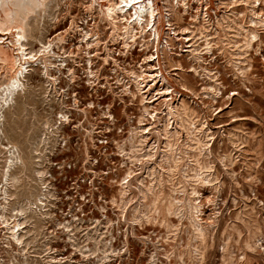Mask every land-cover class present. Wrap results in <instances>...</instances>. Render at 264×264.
<instances>
[{
	"label": "rangeland",
	"instance_id": "rangeland-1",
	"mask_svg": "<svg viewBox=\"0 0 264 264\" xmlns=\"http://www.w3.org/2000/svg\"><path fill=\"white\" fill-rule=\"evenodd\" d=\"M95 1L36 7L21 38L24 59L16 28L0 31L25 66L0 99V264H264V25L250 46L244 41L250 10L264 19V0H187L179 20L175 0H152L158 38L128 49L103 19L106 1ZM144 68L163 77L141 89L146 111L129 73ZM4 77L0 69V92ZM164 99L177 113L166 114ZM140 127L149 131L142 146L133 137L131 151L130 131ZM191 196L206 239L186 213Z\"/></svg>",
	"mask_w": 264,
	"mask_h": 264
},
{
	"label": "bare ground",
	"instance_id": "bare-ground-1",
	"mask_svg": "<svg viewBox=\"0 0 264 264\" xmlns=\"http://www.w3.org/2000/svg\"><path fill=\"white\" fill-rule=\"evenodd\" d=\"M45 0H0V31H3V30H7V29H10V28H12V27H15L16 28V36H17V38H16V41H17V43H18V45H19V47H18V49L20 50V54H21V56L23 57V59L26 57V54H27V52L25 51V49L23 48V44H22V42H21V38L24 36V26L26 25V19H28L27 17L29 16V14L31 13V12H33L34 10H37V9H35L36 7H39L43 2H44ZM47 1V0H46ZM46 1H45V3H46ZM94 2H96L95 0H93ZM106 1V3H105V6H104V9L103 10H101V13H102V16H103V19L105 18L107 21H108V24L110 25V27H111V33L110 34H112V37H113V39H116L117 37H120L121 38V43H122V46H124V48L125 49H128L129 48V46L130 45H132V44H134L135 42H136V38H140L142 41H143V43H142V45H144L145 46V48H147L148 47V43H150L149 41H153L154 42V40H156L157 38H158V31H157V25H156V18H155V7H154V5H153V1L152 0H105ZM45 3H43V4H45ZM92 5H93V3H92ZM179 5H182V7H183V11H187V9H188V4H187V0H175V4H173L172 2H170V7H171V10L173 11V13L175 14V15H177L176 16V18L179 20L180 19V14H179ZM87 6L89 7V8H91V1L87 4ZM165 6V5H164ZM168 6H169V4H168ZM42 7V6H41ZM89 8H87L88 10L87 11H89V10H91V9H89ZM40 9H42V8H40ZM168 13V12H167ZM250 13L251 14H253V16L254 15H256V17H251L250 18V24L252 23V25H250V27H248V31H247V33L250 35V37L249 38H247L248 40L246 41L245 40V38H244V41L247 43V44H249V46H250V41H251V38H255V37H257V35H258V33H257V29H256V27H258V25H261V24H263L264 25V19H262V18H259L258 16H257V12L255 11V9H253V10H250ZM172 14V13H171ZM258 14H260V13H258ZM31 16V15H30ZM29 16V17H30ZM173 16V15H172ZM171 16V17H172ZM261 16V15H260ZM100 17V16H99ZM262 17V16H261ZM194 18H195V16H194ZM167 23H168V25L169 26H171V24L169 23V20L167 19ZM28 24V23H27ZM241 24V23H240ZM258 24V25H257ZM257 25V26H256ZM262 25V26H263ZM27 26V25H26ZM260 27V26H259ZM30 29V28H29ZM27 30V29H26ZM176 29L174 28V27H172V31L174 32ZM181 30H188L187 29V27H183ZM245 30H247V28L245 29ZM191 31V30H190ZM27 32V31H26ZM246 32V31H245ZM93 33V32H92ZM247 34V35H248ZM84 35H86V33H84ZM84 35H82V36H84ZM95 35V34H94ZM188 35V34H187ZM187 35H185V37H187ZM247 35H246V37H247ZM91 36V35H90ZM167 36V35H166ZM206 36V35H205ZM245 36V35H244ZM0 37H2V36H0ZM26 37V36H25ZM95 37V36H94ZM57 39H59V37L57 38ZM60 39H62V37H60ZM82 39V38H81ZM59 41V40H58ZM61 41V40H60ZM255 41H256V39H255ZM252 42V41H251ZM258 42V41H257ZM245 43V46H248L247 44ZM85 44L87 45L88 44V41H85ZM95 44V43H94ZM205 44H206V46H205V49L206 50H209L210 49V46H209V41L208 40H206L205 41ZM49 45V44H48ZM258 45V44H257ZM15 46V45H14ZM79 46V45H78ZM105 46V45H104ZM11 48V47H10ZM8 46H6V45H4L2 42H0V69H3V75H5V82H4V84H5V87H3L2 89H1V92H0V94L4 91L5 93H4V95H1V97H0V99L2 98V100L3 101H6V98H8V96L11 94V88L12 87H15V83L17 82V78H16V76L18 75V74H21V72H22V69H24L25 68V66H22L20 63L18 64L17 63V58H16V56H14L13 54H12V51H11V49H10ZM46 48V47H45ZM147 50V49H146ZM190 50H197V48H193L192 47V49H190ZM205 50V51H206ZM39 51V50H38ZM43 51V50H42ZM127 51V50H126ZM157 51V50H156ZM198 51V50H197ZM255 51H256V49H255ZM254 51V52H255ZM144 52H145V50H144ZM147 52V51H146ZM190 52V51H189ZM192 52V51H191ZM194 52V51H193ZM192 52V53H193ZM154 53V52H153ZM195 53H197L195 56L196 57H202V54L201 53H199V52H195ZM194 53V54H195ZM205 53V52H204ZM19 54V53H18ZM153 55L154 54H152V53H150V54H146V55H144L143 56V58H145V59H147V61H145V66L146 67H148V68H151L152 67V65L151 64H149V61L151 60V58L153 57ZM194 56V55H193ZM263 57V56H262ZM30 58H32V57H30ZM198 58V59H199ZM155 59V58H154ZM158 59V58H157ZM197 59V58H196ZM106 60H107V58H106ZM114 60V59H113ZM202 60V59H201ZM90 61V60H89ZM104 61V60H103ZM155 61H156V59H155ZM20 62V61H19ZM116 62V61H115ZM141 62H143V61H141ZM154 62V61H153ZM90 63V62H89ZM179 63V62H178ZM144 64V63H143ZM155 64H157V63H155ZM174 64V63H173ZM179 65V64H178ZM181 65V64H180ZM183 65V64H182ZM27 66V65H26ZM140 66H141V64H140ZM184 66V65H183ZM142 67V66H141ZM154 67V66H153ZM179 67V66H178ZM141 69V68H140ZM204 69V68H203ZM137 70H139V69H137ZM145 70V68L144 69H142V71L140 72V73H135L134 71H131V72H129V73H131V75H133V84L135 85V87H136V91H138V92H141L140 94H139V97H138V100H140L141 102H142V105H143V109L145 110L146 109V106H145V104H143V101H145V98H146V96L143 94L144 93V91H141V89H143L145 86H148V88L147 89H149V88H151L153 85H155V77H158V80H163V77H162V75L161 74H159L158 73V70H155V75H154V73H152L151 72V70H148V71H150L149 72V74H143V71ZM69 71H70V69H69ZM91 71V70H90ZM140 71V70H139ZM207 72H209V71H207ZM23 73V72H22ZM93 73V72H92ZM146 73V72H145ZM152 73V74H151ZM2 75V74H1ZM130 75V76H131ZM153 75H154V77H153ZM20 76V75H19ZM209 76V75H208ZM148 77V78H147ZM1 78H3V77H1ZM147 78V79H146ZM209 78H211V77H209ZM150 81L152 82V84L150 83ZM20 82V81H19ZM142 82H145L143 85H141V83ZM127 84V83H126ZM186 84V83H185ZM215 84V83H214ZM212 85V84H211ZM2 86H4V85H2ZM134 89V88H133ZM157 88H155L154 90H156ZM167 89L168 88H166V87H162V90H163V93H162V95H165V91L167 92ZM209 89V88H208ZM123 90H127V91H129L132 95H134V93H135V91H132L131 89H130V87L128 86L127 87V85H126V87H125V89H123ZM161 90V91H162ZM213 90V89H212ZM161 91H159V92H161ZM218 92V91H217ZM216 92V93H217ZM137 93V92H136ZM156 93H158V91H156ZM219 93V92H218ZM138 95V94H137ZM151 95V94H150ZM167 95V94H166ZM208 95V94H207ZM211 95V94H210ZM151 97H152V95H151ZM151 97H149V99L151 98ZM158 97V96H157ZM171 98V97H170ZM137 99V98H136ZM148 99V98H147ZM157 99V98H156ZM181 99V98H180ZM151 102V100H148V101H146V102ZM164 101H165V103L167 104V106H168V111L165 109L164 111H166L167 113L166 114H173L172 112H174V113H177V107L175 106V105H172L171 103H170V101L168 102V100L167 99H164ZM163 101V102H164ZM153 102V101H152ZM160 102V101H159ZM180 102V101H179ZM185 103V102H184ZM184 103H183V101L180 103V106H181V108H182V110L184 111V112H186V110H188V108H186V106H184ZM162 106H163V103H162ZM158 108V107H157ZM177 108V109H176ZM190 109V108H189ZM146 111V110H145ZM144 111V112H145ZM158 111V110H157ZM191 111V110H190ZM190 111L189 112H186V113H190ZM182 113V112H181ZM192 113V112H191ZM150 114H151V112H150ZM61 115V114H60ZM62 115L64 116V114L62 113ZM182 115V114H181ZM184 115V114H183ZM154 116V115H153ZM192 116V115H191ZM194 116V115H193ZM156 117V116H155ZM170 117V116H169ZM196 117V116H195ZM174 118V117H173ZM188 118V117H187ZM140 119V118H139ZM152 119V118H151ZM156 119V118H155ZM158 119V118H157ZM165 119V118H164ZM169 119V118H168ZM179 119H182V118H179ZM184 120V119H183ZM182 120V121H183ZM159 121V120H158ZM169 121V120H168ZM180 121V120H179ZM194 121V120H193ZM199 121V120H198ZM138 122H139V120H138ZM155 122H157V120L155 121ZM166 122H167V119H166ZM190 121H188V123H189ZM195 122V121H194ZM197 122V121H196ZM202 122V121H201ZM153 123V122H152ZM163 123V122H162ZM171 123V122H170ZM185 123V122H184ZM191 123V122H190ZM199 123V122H198ZM150 124V123H149ZM154 124V123H153ZM187 124V123H186ZM161 125V124H160ZM180 125H181V123H180ZM199 125H200V123H199ZM169 126H171V125H169ZM197 126V125H196ZM185 127V126H184ZM199 127V126H198ZM197 127V129H201V126H200V128H198ZM151 128V127H150ZM153 128V127H152ZM172 128V127H171ZM183 128V127H182ZM153 129H155V128H153ZM163 131L165 132V133H168V130H167V124H164L163 125ZM187 130H188V128H187ZM207 130H208V128H207ZM148 131H149V128H146V127H140V128H138L137 130L136 129H133L132 131H130L131 133V135L129 136V138H128V142H129V144H130V150L132 149V147L134 146L133 144H135V143H133V141H132V139H133V137H135V136H139V138H138V142H139V144H140V142L141 141H143L145 138H146V134L148 133ZM158 132H159V130H157ZM173 131V130H172ZM192 132H193V130H191ZM154 132V131H153ZM169 132H171V131H169ZM177 132V131H176ZM184 132V131H183ZM195 132V131H194ZM170 134V133H169ZM168 134V135H169ZM195 134H197L196 132H195ZM171 135H172V133H171ZM198 135V134H197ZM165 136V135H164ZM175 136V135H174ZM194 136V135H193ZM190 137V136H189ZM195 137V136H194ZM164 138V137H163ZM172 138V137H171ZM171 138H170V140H171ZM200 138V137H199ZM166 139V138H165ZM193 139V138H192ZM195 139H197V138H195ZM192 141H194V139L192 140ZM166 142H168V140L166 141ZM170 142V141H169ZM173 142V141H172ZM195 142V141H194ZM133 143V144H132ZM176 143V142H175ZM166 144V143H165ZM177 144V143H176ZM141 146H142V144H140ZM174 145V144H173ZM158 146V145H157ZM156 146V147H157ZM151 148L153 147V145L152 146H150ZM172 147H174V146H172V144L171 143H169V145H168V147L167 148H169L168 149V155H169V159H171L170 161H172ZM121 148V147H120ZM141 148L142 147H139V148H134V150L135 151H140L141 150ZM150 148V149H151ZM162 148H164V147H162ZM175 148V147H174ZM200 148V147H199ZM14 149V148H13ZM144 150V149H143ZM148 150V149H147ZM154 150V149H153ZM163 150H165V148L163 149ZM174 150V149H173ZM123 151V150H122ZM132 151V150H131ZM157 151V150H156ZM161 151V150H160ZM166 151V150H165ZM166 152V153H167ZM195 152V151H194ZM132 153V152H131ZM161 153H163V152H161ZM174 153V152H173ZM125 154H127V153H125ZM137 154V153H136ZM195 154V153H194ZM17 155V154H16ZM138 155H147V156H150L151 154L149 153V152H146V153H139ZM163 155V154H162ZM12 156V155H11ZM161 156V155H160ZM151 157V156H150ZM168 157V156H167ZM167 157H166V159H167ZM13 158V157H12ZM143 158V157H142ZM163 158H165L164 156H163ZM162 158V159H163ZM177 158V157H176ZM176 158H174V159H176ZM130 159V158H129ZM136 159H139L138 157H136ZM165 159V160H166ZM198 159V158H197ZM141 160V159H140ZM148 160H149V158H148ZM164 160V159H163ZM142 161V160H141ZM193 161V160H192ZM142 162H144V161H142ZM161 162V161H160ZM167 161H165V163H166ZM169 162V161H168ZM175 162H177V161H175ZM174 162V163H175ZM173 163V162H172ZM171 163V164H172ZM199 163H200V161H199ZM198 163V164H199ZM170 164V163H169ZM161 165V164H160ZM152 166V165H151ZM150 166V167H151ZM162 166V165H161ZM202 166V165H201ZM167 167V166H166ZM178 167V166H177ZM190 167V166H189ZM162 168H163V166H162ZM161 168V169H162ZM173 168V167H172ZM202 168V167H201ZM155 169V168H154ZM167 169V168H166ZM198 169V168H197ZM149 170V169H148ZM147 170V171H148ZM170 170V169H169ZM199 170V169H198ZM128 171H130L131 172V170H128ZM158 171V170H157ZM167 171V170H166ZM171 171V170H170ZM185 171V170H184ZM194 171H196V170H194ZM193 171V172H194ZM202 170H200V172H201ZM149 172V171H148ZM147 172V173H148ZM153 172V171H152ZM156 172V171H155ZM161 172H163V169H162V171ZM198 172V171H197ZM185 173V172H184ZM183 173V174H184ZM195 173V172H194ZM203 173V172H202ZM167 174V173H166ZM170 174V173H169ZM186 174V173H185ZM193 174V173H192ZM199 174V173H198ZM127 175V176H126ZM126 175H124L125 177H129L128 176V174H126ZM131 175V174H130ZM148 175V174H147ZM161 175L162 174H160V177H161ZM172 175V174H171ZM170 175V176H171ZM195 176H196V174H194ZM204 175V174H203ZM202 175V176H203ZM190 175H188V177H189ZM199 176V175H198ZM201 176V180L203 179V177ZM125 177L123 178L124 180H125ZM159 177V178H160ZM168 177V176H167ZM154 178V177H153ZM157 178V177H156ZM172 178V177H171ZM184 178H186V175H185V177ZM205 178V177H204ZM122 179V178H121ZM122 179V180H123ZM130 179V178H129ZM208 179V178H207ZM142 180V179H141ZM167 180V179H166ZM197 180V179H196ZM151 181V180H150ZM153 181H155L156 182V180H152V183H153ZM164 181V180H163ZM200 181V180H199ZM128 182H129V180H128ZM137 182H138V180H137ZM149 182V181H148ZM166 182V181H165ZM172 182V181H171ZM171 182H170V184H171ZM195 182V181H194ZM197 182V181H196ZM208 182V181H207ZM120 183V182H119ZM125 183H127L126 181H125ZM125 183L124 182H122V186L124 185L125 186ZM151 183V182H150ZM149 183V184H150ZM204 183V182H203ZM130 184H131V181H130ZM142 184V183H141ZM155 184V183H154ZM158 184H160V183H158ZM157 184V185H158ZM163 184V183H162ZM168 184H169V182H168ZM170 184H169V186H170ZM145 185V184H144ZM191 185V184H190ZM128 186V185H127ZM169 186H167V187H169ZM120 187V186H119ZM150 186H148V188H149ZM153 187V186H152ZM152 187H151V189H152ZM121 188V187H120ZM138 188H140L141 189V187H138ZM154 188V187H153ZM158 188V187H157ZM170 188V187H169ZM192 188H193V186H192ZM121 189H123V188H121ZM126 189H127V187H126ZM196 189V187H194L193 188V190H191V193H192V191L194 192V194L195 193H197V191L195 190ZM138 191H139V189H137ZM144 190V189H143ZM147 190V189H146ZM145 190V191H146ZM182 190H183V188H182ZM126 191V190H125ZM142 191V190H141ZM152 191V190H151ZM155 191V190H154ZM171 191V190H170ZM169 191V192H170ZM140 192V191H139ZM161 192V191H160ZM168 192V193H169ZM121 193V192H120ZM144 193V192H143ZM148 193H149V190H148ZM163 193H165L164 191H163ZM170 193H172V192H170ZM189 193V192H188ZM124 194V193H123ZM122 194V195H123ZM140 194H141V192H140ZM146 194V193H145ZM157 194H158V190H157ZM166 194V193H165ZM190 194V193H189ZM143 195L144 194H142L141 196L143 197ZM147 195V194H146ZM145 195V196H146ZM161 195V194H160ZM160 195H158V196H160ZM153 196V195H152ZM157 196V197H158ZM168 196H170V194L168 195ZM182 196V195H181ZM140 197V196H139ZM147 197V196H146ZM154 197H155V195H154ZM161 197V196H160ZM198 196H191V197H187L186 198V207H187V211H186V213L188 214V217L190 218V220H192L191 221V225H192V228H193V230H194V232H195V234L196 235H198V236H200V238H204L205 236H204V234H205V230H204V226H203V224L201 223V217L199 218V214L198 213H200L201 214V209L199 208L200 207V201H198L196 198H197ZM129 198V197H128ZM166 198H167V196H166ZM131 199V198H130ZM143 199V198H142ZM127 200V199H126ZM154 200V199H153ZM164 200V199H163ZM149 201V200H148ZM151 201H152V199H151ZM157 201V200H156ZM155 201V202H156ZM167 201H169V203L172 205V199H170V200H167ZM183 201V200H182ZM150 202V201H149ZM155 202H154V205H155ZM184 202H185V200H184ZM151 203V202H150ZM162 203V202H161ZM160 203V204H161ZM164 203H166L165 201H164ZM159 204V203H158ZM178 204V203H177ZM180 204V203H179ZM184 205V204H183ZM123 206H124V204H123ZM151 206H152V204H151ZM157 206L155 205V208H156ZM160 207V206H159ZM159 207H158V213L160 214V211H159ZM179 207V206H178ZM182 207V206H181ZM185 207V206H184ZM125 208V207H124ZM153 208V207H152ZM165 208V207H164ZM164 208H162V209H164ZM183 208V207H182ZM157 209V208H156ZM174 210V209H173ZM185 210V209H184ZM137 211V210H136ZM169 211V213H170V210H168ZM167 210L166 211H164V212H168ZM172 211V210H171ZM179 211V210H178ZM135 212V211H134ZM175 212H176V210H175ZM180 212H181V210H180ZM185 212V211H184ZM157 213V212H156ZM169 213H167V214H169ZM143 214V213H142ZM146 214V213H145ZM185 214V213H184ZM161 215V214H160ZM172 215V214H171ZM175 215H177V214H175ZM204 215V214H203ZM156 216V215H155ZM169 216V215H168ZM147 217V216H146ZM163 217H164V215H163ZM166 218V217H165ZM188 218V219H189ZM161 219H163L162 217H161ZM167 219V218H166ZM164 221H165V219H164ZM171 222V221H170ZM189 222V221H188ZM17 225V224H16ZM192 230V231H193ZM191 231V232H192ZM195 237V236H194ZM196 238V237H195ZM198 239V238H197ZM205 239H206V237H205ZM202 242V241H201ZM205 243V242H204ZM203 243V244H204ZM203 247V246H202ZM195 248V247H194ZM200 248V247H199ZM199 249H197V251H198ZM196 251V250H195ZM201 252V251H200Z\"/></svg>",
	"mask_w": 264,
	"mask_h": 264
}]
</instances>
